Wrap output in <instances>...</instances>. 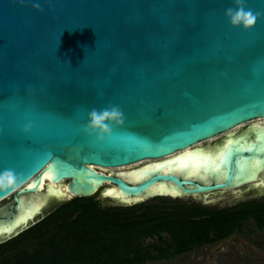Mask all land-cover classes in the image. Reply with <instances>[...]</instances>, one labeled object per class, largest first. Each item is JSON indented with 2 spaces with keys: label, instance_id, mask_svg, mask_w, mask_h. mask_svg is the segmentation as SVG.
Segmentation results:
<instances>
[{
  "label": "water",
  "instance_id": "95a60500",
  "mask_svg": "<svg viewBox=\"0 0 264 264\" xmlns=\"http://www.w3.org/2000/svg\"><path fill=\"white\" fill-rule=\"evenodd\" d=\"M246 3L264 13V0ZM230 7L235 0H0V172L22 177L0 192L10 196L0 242L73 197L206 203L264 175V121L196 145L264 117V18L245 31L231 25ZM111 106L125 124L110 123L101 141L84 129L92 109Z\"/></svg>",
  "mask_w": 264,
  "mask_h": 264
},
{
  "label": "trees",
  "instance_id": "16d2710c",
  "mask_svg": "<svg viewBox=\"0 0 264 264\" xmlns=\"http://www.w3.org/2000/svg\"><path fill=\"white\" fill-rule=\"evenodd\" d=\"M151 199L101 206L96 194L73 197L0 242V264H141L222 240L249 218L264 229V203L243 209ZM146 237L156 240L144 245Z\"/></svg>",
  "mask_w": 264,
  "mask_h": 264
},
{
  "label": "rangeland",
  "instance_id": "374dc122",
  "mask_svg": "<svg viewBox=\"0 0 264 264\" xmlns=\"http://www.w3.org/2000/svg\"><path fill=\"white\" fill-rule=\"evenodd\" d=\"M249 125H251V122L236 128L234 131L238 132L249 127ZM221 137H223V135L219 136V139ZM212 143L213 140L205 142L203 145ZM230 192L231 190H226L209 195V197L204 200L206 201L204 204L217 207L230 206L238 201ZM259 197H264V193ZM180 199L203 203L202 199L199 197L184 196ZM242 199H247V196L241 197L240 201ZM99 201L101 206H115L108 198H102ZM151 201L157 200L147 198L140 202L147 203ZM254 223L255 221L251 219L244 221L240 229L234 230L230 239L226 237L217 242L203 243L179 255L150 260L141 264H264V230L257 229ZM162 236L165 237L166 234H162ZM155 240V237H146L142 238L140 242L145 245Z\"/></svg>",
  "mask_w": 264,
  "mask_h": 264
},
{
  "label": "clouds",
  "instance_id": "9594fccd",
  "mask_svg": "<svg viewBox=\"0 0 264 264\" xmlns=\"http://www.w3.org/2000/svg\"><path fill=\"white\" fill-rule=\"evenodd\" d=\"M19 3L23 6L25 0H19ZM235 4L236 8L230 7L226 10V16L234 27L243 26L245 31L251 30L259 19L264 18V13L254 12L248 8L246 0H235ZM32 6L37 11H43V8L38 2H33ZM110 123L119 126L125 124L124 114L119 107L111 106L100 111L94 108L89 112V122L84 130L89 134H98V139L103 141L105 136L111 137L112 135V128L109 126ZM31 127L32 125L29 123L25 126L24 131L29 132ZM21 181L22 177L18 176L13 169L3 170L0 172V192L15 191Z\"/></svg>",
  "mask_w": 264,
  "mask_h": 264
},
{
  "label": "flooded vegetation",
  "instance_id": "af4514ba",
  "mask_svg": "<svg viewBox=\"0 0 264 264\" xmlns=\"http://www.w3.org/2000/svg\"><path fill=\"white\" fill-rule=\"evenodd\" d=\"M243 131H245V130L242 129L240 132H243ZM217 142H219V140ZM215 143L216 142L212 143L211 145H213ZM261 177H259L258 179H255L254 181H250V182L241 184L237 188L239 190H237L235 192H230L233 197H236L238 199V201L235 202L234 204L230 205V206H223V207H231V206L233 207V206H236V207H241V208L244 209L248 205L253 204V203H264V197H259L260 195H263V193H264V188H263L262 191L260 190L262 187H264V183L261 182V181H264V175H262ZM258 180H259V182H258ZM256 182H258V183H256ZM244 196L245 197L247 196V199H242L240 201L241 197H244ZM180 198L181 197H176L175 199H179V200H181V201H183L185 203H196V204H201V205H205V206H212V205H208V204H204V203H197V202H194V201H187V200L180 199ZM219 208H222V207H219ZM249 219L254 220L253 218H249ZM247 220H245V221H247ZM242 224L239 227L235 228V229H240L241 226H242ZM234 230H233V232H234ZM259 230H264V229H259ZM233 232L230 233V235L228 236L229 238L227 237V239H230L231 235H233Z\"/></svg>",
  "mask_w": 264,
  "mask_h": 264
},
{
  "label": "bare ground",
  "instance_id": "6f19581e",
  "mask_svg": "<svg viewBox=\"0 0 264 264\" xmlns=\"http://www.w3.org/2000/svg\"><path fill=\"white\" fill-rule=\"evenodd\" d=\"M261 121H264V117H261V118H258L257 120H252V121H250V122H254L255 124H257V123H259V122H261ZM246 123H249V121L248 122H243V123H240V124H238L237 126H235L234 128H231V129H229V130H227L226 132H222L221 134H218V135H215V136H211V137H209V138H207L206 140H204L203 142H199V143H197L196 145H198V146H202L205 142H210V141H212L213 139H215V138H217V137H219L220 135H226V134H232V132L236 129V128H239V127H241V126H243L244 124H246ZM193 147V146H192ZM222 150H223V147H222V149L221 150H219L217 153L218 154H222ZM196 153V155L198 156V157H204V152L203 151H200V152H195ZM181 154H184V150H180V151H178V152H175V153H173V154H169L168 156H165V157H170V156H175V155H181ZM147 160V159H146ZM145 162V160H141V161H137V162H134V163H131V164H127V165H123V166H117V167H109V166H100V165H92L94 168H96V169H99V170H101V171H104V172H113V171H117V170H120V169H123V168H127V167H130V166H134V165H137V164H140V163H144ZM238 181V180H237ZM237 181H235L236 183H237ZM40 182H42V179H41V181ZM256 183H258V182H256ZM54 187H55V189H58V195L59 196H70V194L68 193V192H66V189H65V186H64V184L63 185H59L58 183H54ZM110 188H113V187H110ZM108 192H110V193H112L111 191H108ZM110 195H116L118 198H119V193H115V194H110ZM7 197H9V195L8 196H6L5 198H7ZM2 200H4V199H2ZM2 200H0V201H2ZM129 202H130V200H129Z\"/></svg>",
  "mask_w": 264,
  "mask_h": 264
},
{
  "label": "snow or ice",
  "instance_id": "6c2138e0",
  "mask_svg": "<svg viewBox=\"0 0 264 264\" xmlns=\"http://www.w3.org/2000/svg\"><path fill=\"white\" fill-rule=\"evenodd\" d=\"M246 150H248V149H246ZM110 194H112V193H110V192H106V193H105V195H110Z\"/></svg>",
  "mask_w": 264,
  "mask_h": 264
}]
</instances>
